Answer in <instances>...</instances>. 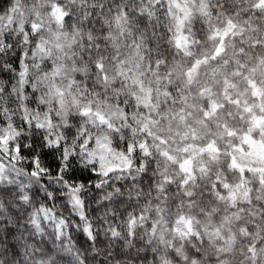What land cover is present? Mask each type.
<instances>
[{
  "label": "clouds",
  "instance_id": "9594fccd",
  "mask_svg": "<svg viewBox=\"0 0 264 264\" xmlns=\"http://www.w3.org/2000/svg\"><path fill=\"white\" fill-rule=\"evenodd\" d=\"M0 264H264V0H0Z\"/></svg>",
  "mask_w": 264,
  "mask_h": 264
}]
</instances>
